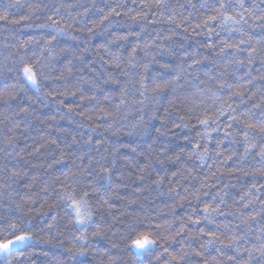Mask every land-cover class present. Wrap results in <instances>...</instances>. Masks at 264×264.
<instances>
[{"label":"trees","instance_id":"trees-1","mask_svg":"<svg viewBox=\"0 0 264 264\" xmlns=\"http://www.w3.org/2000/svg\"><path fill=\"white\" fill-rule=\"evenodd\" d=\"M221 2L239 24L221 27ZM243 3L0 0V235L32 236L0 264H264V133L247 129V154L243 136L264 122V0ZM225 101L239 121L225 105L205 140L199 119ZM65 186L87 202L84 224ZM143 233L156 243L139 256Z\"/></svg>","mask_w":264,"mask_h":264},{"label":"snow or ice","instance_id":"snow-or-ice-1","mask_svg":"<svg viewBox=\"0 0 264 264\" xmlns=\"http://www.w3.org/2000/svg\"><path fill=\"white\" fill-rule=\"evenodd\" d=\"M238 6L239 8L243 9L244 8V3L243 0H238ZM217 12L219 13L220 17L223 20V24L221 25V27H224L225 25H228V22H231V24H239L241 22V20L243 19V13L237 12L235 15H230L227 13L226 11V5L225 3L221 2L219 8L217 9ZM2 18V17H0ZM105 19H107V17H105ZM217 20V16L216 15H212L209 16L205 21L204 24L206 26H209V31H211V27L209 25V21H215ZM230 27V25H229ZM234 30V29H233ZM218 35V33H217ZM241 35H243V33H241ZM223 47H221V52H224L225 48H232L233 45L229 44L227 41H223ZM245 43V41L243 39H241L240 44ZM237 48V50H239V45L235 46ZM253 51H255V49H253ZM251 55V54H250ZM23 78L30 83L32 86L37 87L38 88V81H37V75L36 73L33 71L31 66H25L23 67ZM164 86L163 82H157L156 83V89H161ZM141 87L146 89L147 85L144 84L143 82L141 83ZM220 88L224 87L223 82H221V84L219 85ZM143 94V93H141ZM121 103H123V100H121ZM225 105H227L228 108V112L231 113V118L233 121H239V117L236 115V109L232 108L230 104H228L227 101H225L223 104L220 105V107L216 110V112L213 115H208L205 114L202 118L199 119V124L201 126H203L204 128V132H205V136L204 139L207 140L210 138L211 136V132L209 131L210 128H212L213 125H216V128L213 130H219V124H218V117L219 116H223L225 114ZM102 112H104L103 109H101ZM104 115L107 116L109 115L107 112H104ZM242 115V113H241ZM244 128L246 129L243 132V136H244V140H245V154L251 152L252 149L256 148V144L255 143H251V133L247 130V129H257L259 130L260 133H264V122H257V123H253L251 121H244ZM229 128L232 127V124L228 125ZM232 133L227 131V129L225 130V136H231ZM200 147V144H197V148ZM209 152V149L207 147V144L204 145V152L203 153H195V155H197L199 157V159L201 160H205L207 159V153ZM218 155L220 154L219 152L217 153ZM257 155L260 157L261 161H264V145H262L259 148V151L257 152ZM228 160L232 159V155H229L227 157ZM102 171L104 172V174L108 177L111 176V171L108 167H103L102 166ZM68 187L70 186H65L61 189V193L63 194L61 198H64V196L68 197L69 200V205L70 207H72V209L74 210L75 214H76V222L78 224H84L86 222V216H90L91 213H85L84 211H82V208L84 206H86V201L81 198V199H76L74 195L69 194L68 192ZM85 196L88 195L87 192L84 193ZM199 198V197H197ZM243 199V197L241 198ZM220 203H224L223 198H221ZM249 205L248 204H244L243 207L247 208ZM205 216L204 219L208 220L209 223L212 222L213 220V213L219 215L220 214V209L219 206L217 205V207H212L211 205H206L205 208L203 209ZM54 219V218H53ZM188 223L195 225V224H199L200 220L199 218L196 219H189ZM11 232L7 235H0V255H5L7 256L9 253L12 252V250L17 247L18 245H23L26 241L32 240V236L30 234H28L25 231H18L16 229L15 225H11ZM187 228V224H182L181 225V230L183 231L184 229ZM200 232L202 235H206L209 237V240L207 241V243L211 244L214 242H219L221 243L224 247H232L234 243L238 242L237 241V237L232 236L231 238H229L228 242L225 243L224 241H222L220 239V235L216 232V231H205L204 229H200ZM180 233L178 232L177 235H179ZM156 243L155 239H153L151 237V233H143L141 235H139L135 240H133L132 244L133 247L140 249V250H144L146 249L148 246L150 245H154ZM74 255L78 254V255H83V252H74ZM183 256L180 257V259H182ZM173 259H177L176 257H173ZM177 264H179V259H177Z\"/></svg>","mask_w":264,"mask_h":264},{"label":"rangeland","instance_id":"rangeland-1","mask_svg":"<svg viewBox=\"0 0 264 264\" xmlns=\"http://www.w3.org/2000/svg\"><path fill=\"white\" fill-rule=\"evenodd\" d=\"M82 211H84L83 210V208H82ZM81 225V224H80ZM28 241H26L23 245H18L17 247H15L13 250H17V249H20L21 247H23L26 243H27ZM152 246L153 245H150V246H148L146 249H144V250H140V249H137V248H135V247H133V252L136 254V255H142L143 253H145L146 251H148V250H150V248H152Z\"/></svg>","mask_w":264,"mask_h":264}]
</instances>
